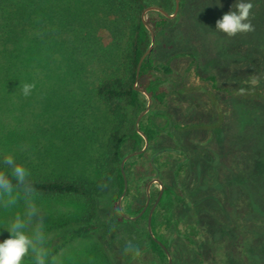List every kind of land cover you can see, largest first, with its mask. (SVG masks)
I'll use <instances>...</instances> for the list:
<instances>
[{"label":"trees","instance_id":"trees-1","mask_svg":"<svg viewBox=\"0 0 264 264\" xmlns=\"http://www.w3.org/2000/svg\"><path fill=\"white\" fill-rule=\"evenodd\" d=\"M188 2L179 0L173 19L156 10L146 13L155 45L136 80L139 60L151 43L142 13L157 7L172 14L175 0H0V91L14 87L13 96L30 83L35 85L31 94L39 93L43 103L41 112L34 111L18 133L0 127V170H8L3 163L8 155L29 170L46 234L54 233L48 241L53 255L64 233L90 238L97 229L98 196L110 185L115 212L107 226L110 237L91 240L82 250L89 264H168L158 242L168 250L172 264H207L211 258L207 230L190 196L192 171L202 172L196 168L201 156L196 147L205 141L194 144L188 138L218 125L208 124L198 109L189 119L178 118L170 99L203 90L205 81L221 89L218 73H207L196 48L183 40L179 24ZM181 60L187 65L180 72ZM176 62L179 71L173 67ZM239 82L235 92L259 93L247 79ZM135 85L151 99L138 123L147 147L124 163L123 174L124 157L145 145L135 122L148 99ZM37 96L30 106L39 101ZM8 108L0 113L10 115L13 109ZM154 179L163 185L150 220L157 241L148 231V216L158 184L151 187L149 205L138 216L147 201L146 187ZM120 197L123 213L135 219L121 215ZM22 211V201L10 211L0 209V223ZM128 241L140 248V257L125 252ZM117 252L123 254L121 263ZM25 264L34 261L26 257Z\"/></svg>","mask_w":264,"mask_h":264},{"label":"rangeland","instance_id":"rangeland-1","mask_svg":"<svg viewBox=\"0 0 264 264\" xmlns=\"http://www.w3.org/2000/svg\"><path fill=\"white\" fill-rule=\"evenodd\" d=\"M238 2L189 0L179 24L183 40L196 48L207 73H218L217 86L221 89L205 81L201 82L203 90L173 94L170 98L178 118L189 119L198 109L208 124L218 125L212 131L193 133L188 138L194 144L205 141L196 147L197 157L201 155L196 168L200 166L202 172L193 169L190 196L196 201L212 247L207 264H264V0H247L252 4L247 21L252 25L250 31L228 36L215 30L217 20L231 8L235 10ZM179 62L181 72L187 61ZM173 67L178 69L177 62ZM242 78L257 87L259 93L235 92ZM11 89L0 91V111L13 109L10 115L0 113V127L18 133L32 120L34 111L41 112L43 103L39 93L25 97L19 89L12 96L16 88ZM225 89L232 93H226ZM34 95L39 100L34 103L35 108L30 106L35 101ZM156 184L160 186L156 182L150 185L149 195ZM111 193L112 188L106 185L98 196L97 229L90 238L64 233L54 254L61 258L62 264H89L82 250L89 248L91 240L97 243L100 238L109 239L107 226L115 215ZM47 237L49 241L54 233ZM115 246L118 249L120 244ZM115 256L119 263L124 259L123 254Z\"/></svg>","mask_w":264,"mask_h":264},{"label":"clouds","instance_id":"clouds-1","mask_svg":"<svg viewBox=\"0 0 264 264\" xmlns=\"http://www.w3.org/2000/svg\"><path fill=\"white\" fill-rule=\"evenodd\" d=\"M251 8L250 2L240 0L235 10L231 8L217 20L215 30L228 36L250 31L252 25L247 21ZM34 87L30 83L23 84V95L29 96ZM3 163L8 170H0V209L10 211L22 201L23 211L11 215L7 223H0V264H25L26 257H31L34 264H62L61 258L53 255L48 246L45 223L28 179L29 170L11 155L6 156ZM125 252L133 259L141 255L140 248L132 241L125 245Z\"/></svg>","mask_w":264,"mask_h":264},{"label":"water","instance_id":"water-1","mask_svg":"<svg viewBox=\"0 0 264 264\" xmlns=\"http://www.w3.org/2000/svg\"><path fill=\"white\" fill-rule=\"evenodd\" d=\"M150 10H156V11H159L160 13H162L163 15H165L168 18H174V17H176V15H177V13L179 11V0H175V9H174V12L172 14H168L167 12H165L162 9L157 8V7H149V8H147V9H145L143 11V13H142V22H143V24L145 25V27L148 29V31L150 33L151 43H150L148 49L145 51V53L142 55V57L139 60L138 67H137V73H136L137 74L136 75V80L138 79L139 68H140V65H141L143 59L145 57H147L151 53V51L153 50L154 45H155V34H154L151 26L147 23V21L145 19L146 13L148 11H150ZM135 88L138 89L139 91L143 92L147 96V99H148V103H147L146 108L138 115V117L136 119V122H135L136 129L138 130L139 134L142 135V137L145 139V145H144L143 149H141L140 151L133 152V153L128 154V155H126L124 157V159L122 160V163H121V169H122L123 174H124V163L129 158H131L133 156H136V155L142 153L145 150V148L147 147V140H146L144 134L138 129V123H139L140 119L149 111V109L151 107V99H150V97L148 96V94L145 91H143L142 89L137 88L136 85H135ZM154 182L160 184V190H159L158 196L156 197V199H155V201H154V203H153V205H152V207L150 209L149 216H148V231H149L150 235L153 238H154V236H153L152 231H151L150 220H151L152 213H153L154 209L156 208V206H157V204H158V202H159V200H160V198L162 196V192H163V185L161 184V182L158 179H154V180L150 181V183L148 184V186H147V201H146V204H145L142 212L138 215V216H140L146 210V208H147V206L149 204V198H150V195H149V187ZM125 192H126V181H125V189L123 191V195L125 194ZM121 200H122V197H120L118 199V202H117V206H118V209H119L121 215L125 219H135L136 217L131 218L128 215H126V214L123 213V211H122V205H121ZM158 243L163 247V249L165 250V252H166V254L168 256V264H172V258H171V255L169 254L168 250L165 248V246L163 244H161L160 242H158Z\"/></svg>","mask_w":264,"mask_h":264}]
</instances>
